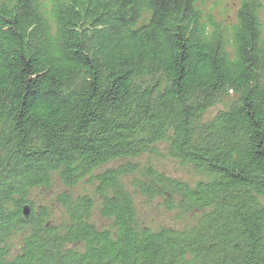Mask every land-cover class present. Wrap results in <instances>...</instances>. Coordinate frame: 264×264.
<instances>
[{
  "label": "trees",
  "instance_id": "16d2710c",
  "mask_svg": "<svg viewBox=\"0 0 264 264\" xmlns=\"http://www.w3.org/2000/svg\"><path fill=\"white\" fill-rule=\"evenodd\" d=\"M195 1L0 5V264H264L261 5L241 0L227 35L201 23ZM224 96L225 108L202 122ZM162 142L203 179L190 185L146 167L136 190L194 219L154 231L138 223L119 178ZM118 159L94 177L105 227L90 221L93 199L68 190L56 196L59 227L32 211L33 189L54 180L70 189ZM21 230L10 255L5 239Z\"/></svg>",
  "mask_w": 264,
  "mask_h": 264
},
{
  "label": "rangeland",
  "instance_id": "374dc122",
  "mask_svg": "<svg viewBox=\"0 0 264 264\" xmlns=\"http://www.w3.org/2000/svg\"><path fill=\"white\" fill-rule=\"evenodd\" d=\"M16 0H0V5L11 7ZM41 3H48L49 0H40ZM241 0H202L197 1L195 5L199 7L204 16L203 21H207L209 18L216 26L226 27L232 25L238 16L237 9L240 5ZM260 3V10L257 12V17L261 23V38H264V0H258ZM149 14L143 13L142 19L147 20ZM232 96H224L212 107H210L202 117V122L211 120L217 112L225 108ZM166 143H158L153 146L152 151L138 156L132 160L138 166V169L134 172L124 174L120 176V184L127 189L135 200L136 218L138 223L143 226L150 228L151 230L157 231L161 228H182L186 224L194 221L190 216L179 217L180 211L178 209L168 211L162 205V198H156L152 201L146 199L137 190L135 184L141 181L147 180L146 167L150 166L154 171L160 172L166 177L175 178L181 182H186L190 185L195 184L197 181L203 179V176L189 165H183L180 161L173 159L167 155ZM125 161L123 159L110 161L100 168L94 170L90 175L81 178L77 183L70 189H65L58 181L54 180L53 184L49 188H35L33 189L28 200L32 204V211L38 213L44 211L47 213L45 223L52 227H59L66 217L61 206L56 202V196L68 190L72 197L78 196H90L93 199V204L89 210L90 221L92 220L98 228H103L107 225V221L102 219L98 213L100 196L97 195L95 190L94 177L108 168H115L122 166ZM27 202V199H24ZM31 210V209H30ZM92 217V218H91ZM30 224H25L22 230L27 229ZM21 231H16L9 235L5 239L4 245L7 247L10 255L15 254L20 248V244L23 238Z\"/></svg>",
  "mask_w": 264,
  "mask_h": 264
},
{
  "label": "water",
  "instance_id": "95a60500",
  "mask_svg": "<svg viewBox=\"0 0 264 264\" xmlns=\"http://www.w3.org/2000/svg\"><path fill=\"white\" fill-rule=\"evenodd\" d=\"M22 215H23L24 218L25 217L26 218L29 217V215H30V208H29V205L28 204H25V205L22 206Z\"/></svg>",
  "mask_w": 264,
  "mask_h": 264
},
{
  "label": "bare ground",
  "instance_id": "6f19581e",
  "mask_svg": "<svg viewBox=\"0 0 264 264\" xmlns=\"http://www.w3.org/2000/svg\"><path fill=\"white\" fill-rule=\"evenodd\" d=\"M26 218V217H25Z\"/></svg>",
  "mask_w": 264,
  "mask_h": 264
}]
</instances>
